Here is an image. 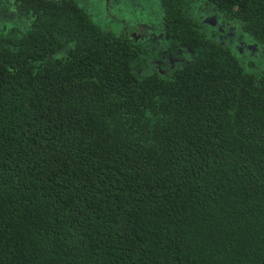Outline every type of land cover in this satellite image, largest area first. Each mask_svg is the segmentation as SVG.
<instances>
[{"label": "trees", "instance_id": "1", "mask_svg": "<svg viewBox=\"0 0 264 264\" xmlns=\"http://www.w3.org/2000/svg\"><path fill=\"white\" fill-rule=\"evenodd\" d=\"M0 38V264H264V72L191 8L264 44V0H159L193 60L138 72L127 30L9 0Z\"/></svg>", "mask_w": 264, "mask_h": 264}, {"label": "rangeland", "instance_id": "2", "mask_svg": "<svg viewBox=\"0 0 264 264\" xmlns=\"http://www.w3.org/2000/svg\"><path fill=\"white\" fill-rule=\"evenodd\" d=\"M96 25L118 32L131 31L142 50L144 62L138 72L157 71L168 75L193 60L192 53L167 36L159 0H74ZM202 32L227 47L248 72H264V44L242 31L235 20H224L215 11L188 10ZM29 26L9 0H0V38L19 37Z\"/></svg>", "mask_w": 264, "mask_h": 264}, {"label": "flooded vegetation", "instance_id": "3", "mask_svg": "<svg viewBox=\"0 0 264 264\" xmlns=\"http://www.w3.org/2000/svg\"><path fill=\"white\" fill-rule=\"evenodd\" d=\"M73 1H74V0H73ZM12 8H13V7H12ZM123 30H125V29H123ZM121 31H122V30H121ZM128 32H130V33H131V31H128ZM131 35H132V36H134L132 33H131Z\"/></svg>", "mask_w": 264, "mask_h": 264}]
</instances>
